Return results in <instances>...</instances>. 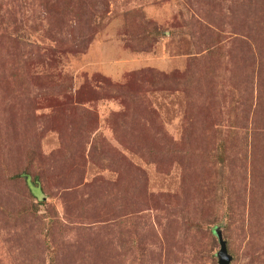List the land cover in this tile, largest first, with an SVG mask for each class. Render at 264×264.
<instances>
[{
	"label": "rangeland",
	"instance_id": "obj_1",
	"mask_svg": "<svg viewBox=\"0 0 264 264\" xmlns=\"http://www.w3.org/2000/svg\"><path fill=\"white\" fill-rule=\"evenodd\" d=\"M264 264V0H0V264Z\"/></svg>",
	"mask_w": 264,
	"mask_h": 264
},
{
	"label": "water",
	"instance_id": "obj_2",
	"mask_svg": "<svg viewBox=\"0 0 264 264\" xmlns=\"http://www.w3.org/2000/svg\"><path fill=\"white\" fill-rule=\"evenodd\" d=\"M232 261L231 256L228 254L226 247L223 246V250L221 252V264H230Z\"/></svg>",
	"mask_w": 264,
	"mask_h": 264
}]
</instances>
